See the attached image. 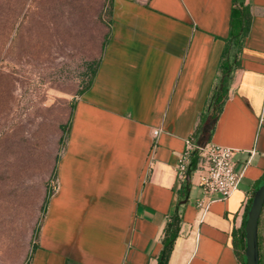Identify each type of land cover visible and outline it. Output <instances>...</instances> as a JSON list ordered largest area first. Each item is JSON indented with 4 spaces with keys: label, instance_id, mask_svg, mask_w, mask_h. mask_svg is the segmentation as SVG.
I'll return each instance as SVG.
<instances>
[{
    "label": "crops",
    "instance_id": "obj_1",
    "mask_svg": "<svg viewBox=\"0 0 264 264\" xmlns=\"http://www.w3.org/2000/svg\"><path fill=\"white\" fill-rule=\"evenodd\" d=\"M245 4L249 30L211 120L232 0H111L108 41L75 103L27 264H158L176 210L181 224L168 264H240L233 235L264 180V0ZM196 132L200 142L207 136L235 150L240 178L225 200L203 196L195 160L177 182V157Z\"/></svg>",
    "mask_w": 264,
    "mask_h": 264
},
{
    "label": "rangeland",
    "instance_id": "obj_2",
    "mask_svg": "<svg viewBox=\"0 0 264 264\" xmlns=\"http://www.w3.org/2000/svg\"><path fill=\"white\" fill-rule=\"evenodd\" d=\"M109 3L0 0V264H27L37 243L72 105L107 34Z\"/></svg>",
    "mask_w": 264,
    "mask_h": 264
},
{
    "label": "trees",
    "instance_id": "obj_3",
    "mask_svg": "<svg viewBox=\"0 0 264 264\" xmlns=\"http://www.w3.org/2000/svg\"><path fill=\"white\" fill-rule=\"evenodd\" d=\"M109 1H110V3H109V19L106 22L107 34H106L104 41L102 43L101 53H100L99 59L95 62L94 66L90 68V78L88 80L86 87L80 92V95L85 93L90 88L92 81L95 77L96 71L98 69L101 55H102L104 48L106 46V43L108 41V37H109V33H110L111 0H109ZM232 3H233V6H232L231 16H230V35H229V39L226 42V47H225V50L223 52L222 59L220 62L219 76H218V79L216 82V88L213 90L212 95H211V99H210L209 108L211 110V115H210L211 120L216 118V116L219 113V111L222 107V104L226 98L228 84H229V81L231 79V73L235 67L234 59L231 60V57L240 50L242 42L248 33L249 25H250V14H249L248 7L245 4V0H232ZM74 108H75V104L72 105V112L70 115V119L68 121L67 133L70 129L71 119H72ZM205 117H207V116L204 115L202 117V119H204ZM197 134L198 133L196 132V134L193 137H194L196 143H198L199 145H204V144L210 142L209 137H207V136H203L201 138V142H200V140L197 139L198 138ZM58 160H59V158L56 160V165H57ZM56 165L54 167L53 174H52V178L54 180V185L50 189V193L47 195V197L44 201L43 217H44V214L46 211L48 199L53 194L55 187H56V185H55V183H56V172H55ZM263 179H264V177H263ZM261 182L256 185L253 193L259 188ZM253 193H252V196H253ZM252 196L250 197L249 202H248L246 209H245V220H246V215H247V212H248L251 200H252ZM263 218H264V204H263L262 210L260 212V216H259L258 224H257L258 264H264V231H263V220L264 219ZM245 220H244V223H245ZM180 224H181V218H180L178 211L176 210V211H174L173 214H171L168 217V221L164 227L163 237L161 240L162 248H161V251H160V254L158 257V264H168L170 255H171L173 247H174V243H175V241L178 237V234H179ZM36 247L37 246L35 245V247L32 251V254L34 253ZM233 248H234V252L236 254V257H237L239 263L245 264V258H244V250H245L244 224L242 225L241 230L237 234L234 233V235H233ZM32 254L30 255V258L32 256ZM30 258H29V260H30ZM29 260H28V262H29Z\"/></svg>",
    "mask_w": 264,
    "mask_h": 264
},
{
    "label": "built area",
    "instance_id": "obj_4",
    "mask_svg": "<svg viewBox=\"0 0 264 264\" xmlns=\"http://www.w3.org/2000/svg\"><path fill=\"white\" fill-rule=\"evenodd\" d=\"M158 131H152L156 137ZM235 150L208 142L198 145L193 136L184 141L182 152L177 157L174 167L179 184L187 180L190 168L195 160L198 186L204 197L217 194L225 200L236 190L240 175L234 171ZM197 207L207 209L204 200L197 202Z\"/></svg>",
    "mask_w": 264,
    "mask_h": 264
},
{
    "label": "water",
    "instance_id": "obj_5",
    "mask_svg": "<svg viewBox=\"0 0 264 264\" xmlns=\"http://www.w3.org/2000/svg\"><path fill=\"white\" fill-rule=\"evenodd\" d=\"M264 204V180L253 193L244 224L245 264H258L257 224Z\"/></svg>",
    "mask_w": 264,
    "mask_h": 264
}]
</instances>
